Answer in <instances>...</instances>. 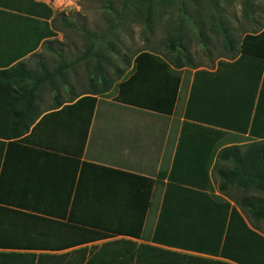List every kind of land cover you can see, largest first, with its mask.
Wrapping results in <instances>:
<instances>
[{
  "label": "trees",
  "instance_id": "obj_1",
  "mask_svg": "<svg viewBox=\"0 0 264 264\" xmlns=\"http://www.w3.org/2000/svg\"><path fill=\"white\" fill-rule=\"evenodd\" d=\"M188 1L123 0L122 9L115 13L120 20L130 15L152 27L157 10L180 3L179 10L185 13ZM31 2L35 9L29 8V13L43 17V21L29 18L30 32L21 42L33 38L30 49L11 52L6 58L0 54V141L29 140L48 116H40L39 91L45 85L55 91L66 86L68 72L75 71L79 62L86 63L90 87L67 100L57 99L59 92L53 95L56 105L79 97L66 107L85 105L81 109L89 116L95 96L109 91L112 84L119 85L125 76L133 89L146 79L162 85L163 94L172 90L173 104L176 84L181 80L176 69H196L183 43L184 16H179L168 33L166 46L173 57L161 58L154 51L141 50L133 56V63L126 62V73L118 69L114 76H108L102 69L103 42L111 48L114 44L105 32H84L90 46L69 60L51 42L57 30L52 26L53 18L50 22L46 19L52 17L53 10L44 2ZM251 5V0H244L246 16L257 24ZM2 8L24 10L0 0V13ZM116 26L110 24L108 31ZM197 29L204 34L202 26L197 25ZM209 30L223 33L225 60H219L214 70L197 68L193 73L171 169L151 178L82 161L83 134L78 138L77 156L71 157L76 187L69 208L67 202L63 209L45 213L33 206H20L25 208L21 210L0 205V248L17 245L16 249H23L0 250V264H264V24L257 31H245L240 39L215 22ZM43 44L59 56L56 64L45 59L43 52H32ZM30 52V57H36L34 65L24 59ZM93 57L96 59L91 64ZM227 137L232 142L241 138L247 142L218 149V143ZM212 176L221 195L211 192ZM158 183L164 191L156 223L148 242H139ZM101 239L108 240L61 254L29 251L62 249Z\"/></svg>",
  "mask_w": 264,
  "mask_h": 264
},
{
  "label": "crops",
  "instance_id": "obj_2",
  "mask_svg": "<svg viewBox=\"0 0 264 264\" xmlns=\"http://www.w3.org/2000/svg\"><path fill=\"white\" fill-rule=\"evenodd\" d=\"M1 1L7 4L13 2L24 8L22 12L16 9L2 8L4 10L2 12H7L10 15L5 22L0 24V54L6 58L11 52L30 49L33 38H30L31 42H21L30 32L29 18H38L43 21V17L33 16L29 13V8L35 9L32 0ZM35 1L44 2L53 10L52 17L46 19L50 22L55 16L57 0ZM39 9V7L36 8V10ZM42 13H45L44 10ZM57 33L59 34L58 31ZM41 46L39 45L32 52L42 53ZM30 54L31 52L26 54L24 59L30 65H34L36 57H30ZM222 59L225 60L224 56H220L216 63ZM171 67H173L172 64ZM185 68L186 66H182L176 70L181 71ZM195 70L192 71L181 105L179 104L180 92L184 87H182L183 74L180 72L178 73L181 75V80L178 86L176 84L177 90L173 104L171 103L172 90L169 94H163L162 85L158 82H148L146 79L136 89H133L128 82H125L128 79L125 78L126 76L121 81H124V84L120 85V82L119 85H114L112 95L105 96L107 91L95 96L96 102L90 116L88 111L85 112L81 109L85 105H81L80 108L66 107L79 97L70 102L63 101L59 105L54 102L42 106L38 102L40 116H48L35 128L31 138L24 142L19 139H15V142H9L8 139L0 141V205L21 210L25 209L23 207L33 206L39 208L41 212H45L44 210L63 209L68 202L69 208V201L71 202L76 187L75 162L71 160V157L77 156L78 138H82L83 134H85V139L81 144L82 149L79 157L82 161L151 178H155L161 170L169 171L178 147L180 129L184 121L183 113ZM102 101L106 106L99 110ZM146 103L158 105L163 109L148 107ZM86 105L89 106V102ZM55 106L57 107L53 108ZM63 106L64 109L59 113L58 111ZM179 106H181L180 109ZM56 111L57 113H55ZM54 113L56 115L52 116ZM98 113L101 114V119L103 116L109 115L111 118L121 120L96 123ZM132 116H136L138 121L133 120ZM238 140L240 142H232L231 138H224L218 143V149L233 143L247 142L243 138ZM211 182L213 186L211 192L221 195L217 188L216 177L212 176ZM163 191L164 187L161 183L154 187L152 204L147 210L142 239H138L139 242H148L152 235ZM111 193L109 192V194ZM156 194H159V202L155 201ZM151 212L153 213L151 214ZM106 240L108 239L62 249L29 251L61 254L75 247L100 244ZM16 246L15 248H0V250H23L16 249Z\"/></svg>",
  "mask_w": 264,
  "mask_h": 264
},
{
  "label": "rangeland",
  "instance_id": "obj_3",
  "mask_svg": "<svg viewBox=\"0 0 264 264\" xmlns=\"http://www.w3.org/2000/svg\"><path fill=\"white\" fill-rule=\"evenodd\" d=\"M251 2L252 16L257 19L259 24L263 25L264 0H251ZM187 3L188 10L185 13L179 10L180 3L160 8L150 24L152 27H148L145 21L142 22L130 15L122 17V20L116 16L115 12L122 9L123 0H57L52 26L59 34L57 33L51 42H53L54 48L60 49L65 57L72 60L81 55L88 45L90 46L84 32H93L97 35L105 32L107 40L114 44V48L106 46V43L103 42L105 62L102 63V69L108 76H114L118 69L124 70L126 73L127 66H129L126 62L128 60L132 62L133 56L141 50L154 51L161 58L173 57L174 54L170 53L166 46L168 33L178 23L179 16H184L186 31L183 43L187 47V53L192 57L196 69L203 67L214 70L218 58L224 55L225 50L222 47L223 33L216 34L209 30L211 22L219 24L221 28H226L236 39H240L245 31H257L261 27L246 16L244 0H189ZM107 5L110 6V9L107 8ZM8 15L7 12L0 13V24L6 21ZM64 18L72 24L66 23ZM194 19L201 20V22L194 23ZM112 23H116L117 26L113 31H108L109 25ZM197 25L203 27V35L199 34ZM45 47V44L41 46L42 55L45 59L50 58L56 64L59 61V56L46 50ZM181 57L185 59L184 56ZM95 59V57L92 58L91 64ZM85 64V62H79L75 66V71L72 68L68 72L66 86L60 85L55 91L45 85L38 93L39 103L45 106L54 103L57 99H71L70 96H76L85 88H89L90 86H87L89 72L85 70ZM194 69L186 66L185 69L179 71L180 74H183L182 87H184L180 92V105L184 100L185 90ZM91 70L90 68L89 71ZM114 85L112 84L111 90L105 96L114 93ZM55 92H59L58 95H55L57 99L53 95ZM104 106L106 105L102 101L99 110H102ZM132 119L138 121L136 116H132ZM120 120L111 118L109 115H105L101 119L100 113L96 117V123ZM155 201L159 202V194L155 195ZM247 221L250 223L249 219ZM260 230L262 231V229Z\"/></svg>",
  "mask_w": 264,
  "mask_h": 264
}]
</instances>
